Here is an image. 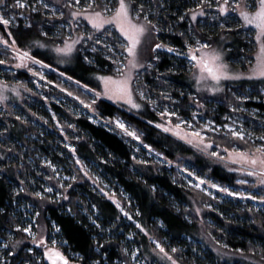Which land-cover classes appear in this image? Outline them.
Here are the masks:
<instances>
[{
	"label": "trees",
	"instance_id": "1",
	"mask_svg": "<svg viewBox=\"0 0 264 264\" xmlns=\"http://www.w3.org/2000/svg\"><path fill=\"white\" fill-rule=\"evenodd\" d=\"M45 2H49L48 16H45V10L36 3V0H31V3L41 10L37 13L25 9L24 15L18 16L9 30L18 38L21 47H30L32 55L43 60L46 67L50 66L52 71H46V76L50 81L62 82L58 74L63 73L68 77H73V80L82 79V82L87 83L94 68L84 65L83 55L87 54L95 56L97 60H103L104 52H81L80 59H77L76 54H73L71 59L61 63L52 48L54 45L62 43L61 39L56 38L57 34L62 37L75 38L80 32L90 31L91 26L85 21H81L74 31L70 30L66 26L64 18H51V10L60 7L55 0H45ZM165 2L167 5H171L167 13H160L162 18L160 26L165 31L154 34L153 38H155V42L162 41L179 48L182 46L183 38L176 34L185 32L189 28V21L179 22L171 16L181 0H165ZM7 3L11 4L12 0H7ZM148 6L145 4L146 8ZM191 7H194V0H187L180 11L183 12L184 8ZM61 10L65 11V17H67L68 10ZM164 18L167 19V23L164 22ZM30 20L33 22V27L26 29L25 25ZM200 20V23L193 25L196 30H202L205 38L208 36L219 37L221 34L219 22H213L211 18L207 22H203V18ZM238 23V18L237 20H228V27L236 29ZM243 31L242 28L228 33L224 40V46L230 49V59L237 60L235 65L238 64L239 67H243L244 61L247 59V56L243 57V55H248L253 51V42L251 43L249 40L252 37ZM41 32H47L48 36H42ZM0 33H4L2 25H0ZM5 38H8L6 34ZM35 40L41 41L48 47L40 48L31 45L30 42ZM157 54L160 59L154 62L151 69L139 70V76L134 82L137 92L144 91L146 97L153 98V100L149 98L143 100L145 111L136 116L101 98L97 101V112L104 118L110 116L122 118L131 128L137 130L143 143L139 142L144 146L150 145V149L159 154L164 161L176 162V165L180 166L189 163L205 180L223 187L239 186L238 176L235 172L213 163L203 153L156 127V123L159 122L158 114L153 110L152 103L149 101L165 103L177 111L179 117L193 120V112L198 100L200 104L198 113L203 118L214 121V125L231 124L234 121L239 123V127L243 125L246 131L254 133V138L245 143L240 140L233 141L230 136L225 137L223 133L214 134L209 130H204L207 139L223 148L231 149L233 146H238L244 150L255 148L264 143L258 139L259 136L264 135V92L260 91L263 88L262 84L257 82L230 84L225 85L223 92L212 94L197 92L186 59L177 57L174 53H168L166 49L159 50ZM0 59L8 62L12 60L10 55L4 54L3 45H0ZM232 63L234 64V62ZM32 68L37 69L35 65ZM0 76L7 79H19L24 83L32 79L21 70L0 72ZM60 84L68 92L73 93V98L79 95L86 103L90 101V98H93L91 95H86L79 86L72 82L67 81ZM97 85L98 82L93 80L90 87H97ZM239 95H247L250 98L237 101L235 96ZM76 101L72 102L78 104L79 101ZM50 105L53 110L59 111L60 108L56 104L51 102ZM8 107L11 111V106ZM233 107L243 108L244 111H233ZM88 117L89 114L85 112L67 116L66 121L60 119L76 149L75 154L68 151L71 160L69 168L75 172L80 181L75 182L73 187L68 190L69 199L61 203L51 199L33 200L36 210L41 213L37 224L42 225L46 234L51 232L54 226H58L61 229L59 234L62 240L68 241V246L62 247L65 251L87 256L88 264H91L92 260L104 257L105 252L107 259L103 260V264H117L118 261L124 262L125 260L127 264H134L129 256L123 257L121 254L122 235L107 236L105 230L103 235H98L100 230L95 228L90 222L91 220L82 213L81 208L90 210L92 205H96L95 218L97 215L99 216L97 222L102 225L103 229L115 226L114 231H116V228L125 226L120 221V212L116 204L95 192L90 180L84 177L82 172H78L74 160L79 157L87 163L95 162L105 179L129 195L134 205L129 207L130 213L140 225H148V232L153 234L167 251H170V245L177 247L179 249L177 256L184 264H264V260H261V250H264V211L255 210L250 206H242L240 203L233 205L232 202H223L199 189L186 185L176 166L170 163L154 160L151 157L147 158L146 163H141L139 152L143 150L142 146L121 133L119 135L101 124L93 123ZM12 120L16 124L7 127V131L0 133V136L3 137L2 141H4L0 143V208L5 209L4 213H0V237H6L4 230L9 227L13 228L17 223L10 212L12 182H19L17 177H25L26 171L31 169V165L18 149L24 146L28 153L30 150L40 148L45 153L51 154L53 158L62 161L57 148H53L54 140L49 138V134V136L40 134L28 120L20 123L14 117ZM148 121H153V123L149 124ZM68 124H72L74 127L69 129ZM199 128L202 126L200 125ZM34 135L38 139H34L32 137ZM136 147L138 149H135ZM63 151L67 153L66 150ZM13 152H16L20 164L17 161L8 160V154ZM41 168L51 177L50 169ZM25 188L27 187L25 186ZM259 190L261 192L259 196L264 195V188ZM30 193L28 190V194ZM115 196L123 206L127 205V200L121 196V193L116 192ZM194 201L199 203L200 218L196 215ZM231 201L238 203L236 200ZM206 205H211V207H206ZM69 208L72 210L71 213L68 212ZM229 214L232 215L229 216ZM200 222L203 223L205 232L211 241H219L221 246L218 247L220 248L216 249L211 242H206L200 232ZM127 227L125 226V228ZM129 227L137 229L133 223H130ZM14 233L15 239L24 242V247H30L28 241L19 238L21 236L19 232L15 231ZM94 237L95 239H93ZM141 237L142 242L146 244V238L143 235ZM189 239L205 243L203 257L193 253ZM96 240L104 245L103 251L99 254L94 252ZM250 248H255L256 252H250ZM238 251L239 255L244 258L236 254Z\"/></svg>",
	"mask_w": 264,
	"mask_h": 264
},
{
	"label": "snow or ice",
	"instance_id": "2",
	"mask_svg": "<svg viewBox=\"0 0 264 264\" xmlns=\"http://www.w3.org/2000/svg\"><path fill=\"white\" fill-rule=\"evenodd\" d=\"M55 2L60 7L51 10V18H64L66 26L73 31L79 26V22L81 21H85L91 26L90 31L85 30L84 32H80L75 38L71 36L62 37L60 34H57L56 38L61 39L62 43L54 45L52 50L62 58L61 62L71 59L73 54H76V58L80 59L79 54L81 52H104L103 60H97L95 56L83 55L82 60L84 65L93 67L94 70L91 71L87 83L82 82V79L74 80V83L86 95H91L93 99L86 103L79 95H76L74 98L85 109L91 110L93 115H89V120L93 123H103L105 127H109L110 131L119 129L122 135L141 141V136L137 130L131 128L122 118L111 116L104 118L101 116L97 112V101L101 100V98H107L121 106H129V110H139L142 104L137 102L136 97L138 96L141 100L147 99V97L144 91L137 92L134 90L133 82L139 76L138 70L151 69L154 66V62L160 59L157 53L161 49H166L168 53H174L177 57L187 60L197 92L204 91L205 88L202 86L209 84L210 87H207V91L212 93L223 92L225 90V81H237L245 78L243 73L235 72L228 62L227 57L230 49L224 46V40L228 33L238 31L242 28H247L249 31H252L253 28L249 26H254V40L258 45V52L255 57L256 62L255 64H251L250 73L246 78L249 80L258 79L264 83V0H194V7L184 8L183 12L180 11V8L184 3H187V0H181V3L177 5L176 11L172 12L171 16L179 22L189 21V28L185 32L176 34L183 38L182 46L178 48L162 41L155 42L154 38L148 45L150 59L146 64L140 63V57L147 38L165 31L160 26L162 19L160 13H167L168 8L171 6L167 5L165 0H55ZM36 3L40 4L41 8L45 10V16H48L47 10L49 9V2L36 0ZM145 4L149 6L146 8ZM41 8L35 7L31 3V0H12L11 4L7 3V0H0V25L4 27V33H0V45L4 46V54L10 55L13 60L17 61L14 65L16 68H27L29 72L33 71L32 67L29 66L30 63L32 65H46H44L43 60H39L36 56L32 55L30 47H21L18 38L13 35L9 27L18 16L22 17L24 15L25 9L38 13ZM61 9L68 10L67 17H65V11ZM209 13H211V17H209ZM231 16H236L239 20L236 29L228 27V18ZM200 18H203V22H207L209 18L213 22H219L221 34L218 38L212 36L205 38L202 30H196L193 27L194 24L201 22ZM164 22L167 23L166 18H164ZM25 27L26 29L32 28L33 22L30 20ZM5 34L8 38H5ZM41 35L47 37L48 33L41 32ZM30 43L40 48L48 47V45L41 43L39 40L31 41ZM7 62V60L0 59V65H4ZM35 75L41 76L42 73L36 72ZM61 75L64 74L62 73ZM67 79L73 80L74 78L69 76ZM93 80L98 82L97 87H90ZM4 87L6 88L7 86L4 85ZM13 91H16V89H13ZM62 91L67 92L69 96H73V93L68 92L67 89H62ZM260 91L264 92V88H261ZM17 95H19V92H17ZM4 98L0 94V100ZM249 98L247 95L235 96L237 101H243ZM149 102L153 105L156 103L155 101ZM197 105H199L198 100ZM232 110L244 111L243 108L235 107ZM159 115L161 117H176L177 122L173 125L171 120H169L168 126L156 124V127L161 128L164 132L173 133V135L184 140L187 144L192 145L197 150L203 151L213 158L238 165L239 167L230 168L229 170L244 172L247 176L255 177L256 182L252 185L253 188L264 186V143L259 144L255 148L244 150L238 146H233L231 149L228 147L221 149L220 145L208 140L204 132V130H209L214 134L223 133L225 137L230 136L233 141L240 140L247 143L248 140L254 138V133L246 131L243 125L237 128L234 121L231 124L223 125H214V121H209L203 124L202 128H195L191 120H185L179 117L176 111H168L166 108ZM196 115L197 113H193V118ZM17 119L20 118L17 117ZM53 119H56L55 114H53ZM148 123L152 124L153 121H148ZM57 124H59V121H57ZM113 124L115 125V129L110 127ZM67 127L72 128L74 125L68 124ZM185 128L192 130L185 131ZM60 130L63 132V127ZM258 139L264 141V135L259 136ZM141 143L143 142L141 141ZM66 146L70 148L73 154L76 153L75 148H72L70 145ZM145 147L151 148L150 145H145ZM212 147H216L218 151H209ZM221 151L225 155H221ZM133 159H135V156H133ZM45 163L48 167L56 171L55 166L50 161H46ZM141 163L146 162L141 161ZM169 163L171 162L169 161ZM74 164L78 166V172H82L84 177L91 179L87 166L79 157L75 158ZM183 171L188 172L189 170L184 168ZM58 175L59 173L57 172ZM190 175H195V173H190ZM77 178L76 175H73L64 179L76 181ZM47 179L52 180L53 177H48ZM98 179L93 181L94 185L97 184ZM196 179L199 183L192 186L197 189L201 187V184L208 183L212 188H218L221 192L228 193L231 196L247 197L253 201L259 200L264 202V195L257 196L252 192H230L228 187L212 183L199 176ZM237 183L248 184L249 181L247 179H241ZM189 184H192L191 180H189ZM20 185L21 187L14 192L16 196H19L22 192L27 193L28 191L23 186L24 181L21 180ZM59 187L65 189V184L61 183ZM72 187V184L67 185V188ZM99 191L103 193L104 189L100 188ZM204 191H207V189ZM65 192L57 191L54 194L59 199L68 200L69 196ZM49 193H53V187H42L41 190L33 191L30 195L34 201H43L51 198L46 195ZM208 195L212 194L208 193ZM114 202L116 203V207L131 219L121 204L117 201ZM25 207L32 208L34 204H29ZM206 207L210 208L211 205H206ZM92 208L96 209V205H92ZM71 211V208H69L68 212L71 213ZM199 211L200 209L197 208L196 212L199 213ZM249 211H252V209H249ZM4 212L5 209L0 208V213ZM40 215V211H36L32 216H28V213L25 212V217L30 222L26 226L20 223L15 224V230L26 233L31 238V243L35 245V248L24 247V242L21 240L13 241V237L10 234L7 242L0 243V264H44L45 261L47 264H88L87 256L73 253L70 257L61 251L62 247L68 246V241L53 239L49 244L44 235H38L33 231L34 227L37 226L36 222ZM89 219L92 225L100 230L98 235H103L104 229L97 222L99 216L97 215L95 219L90 216ZM136 227L147 234L146 229L139 223H137ZM55 231L59 233L61 229L57 226ZM153 243L155 244L153 252H157L158 250V255H161L162 259H166L170 264H180L179 260L170 254L169 251H166L160 241L153 240ZM216 243H219V241ZM224 247H227V245H224ZM103 249L104 245L99 240H96L94 252L99 254ZM37 250H42V254L37 255ZM120 251L123 257L129 256V250L127 248H121ZM170 251L175 254L178 253L179 249L173 247ZM249 251L255 253L256 249L250 248ZM137 252H139V249L130 253L135 264H139ZM104 259H107L106 252L104 257L92 260L91 264H103ZM261 260H264V250H261ZM123 264H127V261L125 260Z\"/></svg>",
	"mask_w": 264,
	"mask_h": 264
},
{
	"label": "rangeland",
	"instance_id": "3",
	"mask_svg": "<svg viewBox=\"0 0 264 264\" xmlns=\"http://www.w3.org/2000/svg\"><path fill=\"white\" fill-rule=\"evenodd\" d=\"M209 15H211V13H209ZM234 19L237 20V17L231 16L228 18V20H231V21ZM249 27H252L253 30L249 31L247 28H243L244 29L243 33L252 37V39H249V40L251 41V43L253 42L252 43L253 44V51L251 53H249L248 55H246V54L243 55V57L247 56L246 61H244L245 62L244 66L239 67V66H237L238 64L235 65L237 60L233 61L232 59H230L229 55L227 57L228 62L230 63L232 69L237 73H243L245 78L241 79V80H237V81H225L224 85H230V84L234 85V84H239V83L257 82L259 84H262V86L264 88V83H262L260 80H258V79L257 80H249L246 78L247 75H249V73H250L251 64H255V62H256L255 57H256V53L258 52V45L256 44V42L254 40V36H255L254 26H249ZM153 36L147 38L145 47L142 50V55L140 57V63H142V64H146L150 59L149 53H148V45L154 39ZM58 59H59V62H61L62 58L60 56H58ZM64 62H66V60H64ZM64 62H61V63H64ZM232 62H234V64ZM16 63H17V61L12 59L10 62H7L4 65H0V72H14L17 70H21V71L26 72L28 74V76H31L32 79L28 80L27 83H24V82H21L19 79H7L5 77L0 76V94H2L5 97L4 99L0 100V133L2 131H5V129H7V127L13 126L16 124L15 121L12 120V117H14L16 120H18L19 123L28 120L31 122V124H33V126L36 128V130L40 134L45 135V136L50 135L49 138L54 140L53 141L54 142L53 148H57V152L59 153V157L62 158V161H60L57 158H53V156L51 154L49 155V154L45 153L43 151V149H40V148H37L35 150H30V152L27 153L26 148L24 146L20 145L21 147L18 150L21 153H23L22 156L29 162V164L31 165V169L29 171H26L25 177L24 176H22V177L18 176L17 177L19 182H15V181L12 182L13 193H12L11 203H10V212L12 213V216H14L15 219L17 220V223H20V224L26 226L30 221L25 217V212L28 213V216H32V215H34V213L37 210H36V204L33 202V198L30 196V194H28V191H27V193H23V192L20 193L19 196L14 195L15 190L18 189L19 187H21L20 181L21 180L24 181L23 186L24 187L26 186L30 192L39 191V190H41L42 187H44V188L53 187V193H49L46 195L51 197L50 198L51 200H55L59 203L64 202L65 200L59 199L54 193L57 191L65 192V189H66L65 194L67 195V192L70 189V188H67V185L68 184L74 185L75 182H80V181L78 179L76 181H72L70 179H64L66 177H71V176L76 175V174H75V172H73L69 168V164L71 163V160L69 159L68 151H70V148L67 147L66 145H70L72 148H74V146L72 145V142L66 133L67 130L62 125V122L60 119H62V121H66L67 116L69 117L71 115H77V113L81 114V113L87 112L89 115H93V113H91V110L85 109L83 107V105H81L79 102H78V104L73 103L72 101H76V100L72 96H69L67 94V92L62 91V89H65V88H63L60 83L69 81V82H72L73 84H75L74 80H68L67 79V77H68L67 75H65V74L61 75L62 73L58 74L59 78L62 81V82L58 83L56 81H50L47 78L46 71H52V69L49 67L41 66V65H35L37 67V69L34 70L32 68L33 71L29 72L27 68H16L14 66ZM239 64H240V62H239ZM29 66L32 67L33 65L30 63ZM36 72L42 73V75L41 76L35 75ZM134 82H133V88H134ZM4 85H6L7 87L5 88ZM57 85H59V87H57ZM202 87H204L205 90L200 91V92H206L208 94H212V92L206 90L207 87H210V84L206 85V86H202ZM13 89H16V91H13ZM195 89H196V86H195ZM98 90H99V88H98ZM134 90H135V88H134ZM17 92H19V95H17ZM148 98L149 97L147 96L146 100H148ZM91 99H93V98H90V100ZM102 99L110 101V102L114 103L115 105H117L119 108L124 109V110H126V111H128V112H130L136 116H138L141 112L145 111L144 101L141 100L138 96L136 97V100L138 103L142 104V107L139 110H136V109L129 110V106H127V105L121 106L120 104H116L115 102L108 100L107 98H102ZM149 99L153 100V98H149ZM51 102H53L54 104H56L60 108L59 111L53 110V107L50 105ZM9 105L12 108L11 111L8 109ZM195 106H196V108H195L193 113H197V115L191 121H192L195 128H199L200 125L202 126L203 124L209 122L210 120L203 118L198 113V109H200V104L199 105L195 104ZM152 108L158 114L159 122H157L156 124H164L165 126H168L169 120H171L173 125L177 122L176 117H168V116L161 117L159 115V113L165 111L166 108L168 111H175L171 106H169L165 103L156 102L155 105L152 104ZM53 114H55L56 119H53ZM17 117H19L20 119H17ZM183 119L190 120L188 118H183ZM57 121H59V124H57ZM96 124H101L102 126H104L103 123H96ZM235 126L237 128H239V123L235 122ZM61 127H63V129H64L63 132H61V130H60ZM110 127L115 129L114 124L110 125ZM106 128L109 129V127H106ZM184 130L185 131H191L192 129L185 128ZM114 132H117L119 135L121 133V131L119 129H115ZM166 133L175 137L176 139L180 140L181 142L187 144L184 140L173 135V133H171V132H166ZM32 137L34 139H36V138L38 139V137H35V135ZM129 138H131L134 142H137L139 146H142L143 150H140V152H139V159L141 161L143 160L146 162L147 158L151 157L154 160L169 163L167 161H164L162 159V157L159 154H157L155 151H152L150 148L145 147L143 144H141L139 141L135 140L134 138H132V137H129ZM2 140H3V137L0 136V143L4 142ZM40 141L43 142L42 140H40ZM187 145L190 146L191 148H193L194 150L201 152L204 155H206L207 157H209L213 163L221 165L228 170L230 168L239 167L238 165H233L229 162L221 161L219 159L213 158L210 155L204 153L203 151L197 150L192 145H189V144H187ZM60 147H62V148H60ZM222 148L223 147H221V149ZM0 149H1V147H0ZM135 149H138V148L136 147ZM63 150H66L67 153H64L65 151H63ZM31 151H33L32 155L30 154ZM209 151H218V149L216 147H212L209 149ZM137 153H138V151H137ZM220 154L225 155V153H223L222 151L220 152ZM7 158L10 161H17L19 164L21 163L17 159L16 152L9 153ZM46 161H50L52 163V165L55 166L56 171H54L52 168L48 167L47 164L45 163ZM82 162L87 166V169L89 170V173L91 175V179H89V180L91 182V185L93 186V190L95 188L94 191L97 192L98 194L103 195L106 199H109L113 202L114 201L119 202L121 204V206L124 208V211L127 212L129 214V216L131 217V219H129V217L125 216L124 213H122L120 211V209L118 208V210L120 212L121 223L124 224L125 226H128V227L125 228V226L122 225V227L120 226L119 228H116V231H114L115 226L113 228L106 227L104 230H105L107 236L122 235V239L120 241V242H122V248H127L129 250V257L131 259V262L134 264H135V261L132 260L130 253L136 249H139V252H137V259L139 261V264H170L169 261H167L166 259H162L161 255H158V250H157V252H153V248H155V244L153 243V240H156V238L154 237L153 234H150L148 232V228H147L148 225L147 224H146V226L141 225L144 229H146L147 234H145V232L141 231L140 229H138L136 227L138 221L130 213L131 209L129 207L130 206L133 207L134 205H133L132 201L130 200L129 195L127 193H125L122 189H120L119 187H116V185L114 183L105 179L101 175L100 169L97 167V164L95 162H90V163L89 162L87 163L84 161H82ZM226 163H227V166H226ZM170 164L176 166V168L180 172L181 177H183V181L185 182L186 185H190L189 180L192 181V184L190 186H192L196 183H199V181L196 179L197 176L205 179L199 173H197V170H194V168L189 163H186L184 166L176 165V162H171ZM41 167H47L48 169H50V171L52 172L51 177H53L52 180L47 179L50 176ZM184 168H187L189 171L184 172L183 171ZM57 172L59 173L58 176H57ZM193 172L195 173V175H190V173H193ZM233 172H235L237 174L238 180L247 179L249 181V183L248 184H240L239 186H234V187H228L230 192H252L253 194H256L257 196H259V194L261 193L259 189L264 188V186H257L256 188H253L252 185L256 182L255 177L247 176V174L244 172H237V171H233ZM97 178H99L98 182L96 185H94L93 181L97 180ZM61 183L65 184V189H61L59 187V185ZM250 185H251V187H249ZM100 188L104 189L103 193H101L99 191ZM205 189H207V191H204ZM199 190L203 191L207 195H208V193H211L212 195H209V196L218 198L220 201H223V202H228V203L232 202L233 205H238L240 203V205H242V206H250V207H253L255 210L264 211V202H261L259 200L253 201L247 197L231 196L228 193L221 192L218 188H212L211 185L208 183L201 184V187L199 188ZM116 192L121 193V196L125 200H127L126 206H123L122 202L115 196ZM231 200H236V201H238V203L231 201ZM29 204H34V207L26 208L25 206L29 205ZM193 205H194V209L196 212V209L200 207L199 203H196L194 201ZM81 211L88 218L91 216L93 219H95L96 210L93 209L92 207H90V210H86L85 208H81ZM200 213H201V209H200L199 213L196 212V215L199 218H200ZM231 215L232 214H229V216H231ZM130 223H133L137 229L130 228L129 227ZM36 225L37 226L34 227L33 231L36 232L38 235H44L45 238L48 240L49 244L51 243V240H53V239L58 240V241H62L60 234L55 231V228H56L55 226L51 232L46 234L42 225L37 224V222H36ZM4 231H5L6 237H0V243L7 242L10 234L13 237V241L17 240V238L15 239V233H14L16 231L15 225L13 228L9 227V228L5 229ZM200 232L203 235V238L206 240V242L207 241L211 242L216 249L220 248L218 246H221V244L216 243L213 240L211 241L210 237L205 232L204 225L202 222H200ZM19 234L21 235L19 237L20 239L28 241L30 243V247L35 248V245H32V243H31V238L28 237V235L26 233L19 232ZM142 235L146 238V244L142 242V237H141ZM150 237H151V239H150ZM189 240H191L190 241L191 246H192L191 250L193 251V253L203 257L202 252L205 250V248H204L205 243H202L201 241H198V240H192V239H189ZM173 247H175V246L170 245L169 250H171V248H173ZM175 248H177V247H175ZM61 251H63L66 255H68L70 257L73 254L70 251H65L63 248H61ZM166 251H167V249H166ZM38 252L39 253L37 255L42 254V250H38ZM169 253L172 254L177 260H179L180 264H184L183 261L177 256V253L173 254V253H171V251H169ZM236 254L239 257L244 258V256L239 255V251ZM222 257H224L223 254H222ZM44 263L47 264L46 261ZM117 264H123V261L122 262L118 261Z\"/></svg>",
	"mask_w": 264,
	"mask_h": 264
}]
</instances>
